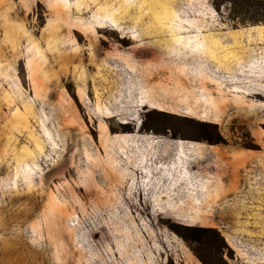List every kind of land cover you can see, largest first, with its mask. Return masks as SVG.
<instances>
[{
	"label": "rangeland",
	"instance_id": "rangeland-1",
	"mask_svg": "<svg viewBox=\"0 0 264 264\" xmlns=\"http://www.w3.org/2000/svg\"><path fill=\"white\" fill-rule=\"evenodd\" d=\"M263 33L264 0H0V264H204L198 230L264 264Z\"/></svg>",
	"mask_w": 264,
	"mask_h": 264
},
{
	"label": "trees",
	"instance_id": "trees-1",
	"mask_svg": "<svg viewBox=\"0 0 264 264\" xmlns=\"http://www.w3.org/2000/svg\"><path fill=\"white\" fill-rule=\"evenodd\" d=\"M236 3L237 1H230V5L233 4V3ZM263 4V3H262ZM263 17L262 15H258V17H255V19L252 21V23H259V22H262L263 20ZM254 29V27H253ZM263 36H264V33H263ZM260 42V41H259ZM263 42H264V38H263ZM260 77H264V74L263 75H259ZM258 83H255V86H253V88L251 89V94L257 98H260V96L262 95V90L260 91V86L258 85ZM262 101V105L263 108H264V98H260ZM152 109H154V106H151ZM196 233H203V232H211L209 230H198L195 231ZM194 232L193 235H189L188 234L186 235H181V237L187 242L190 244V247L192 248L193 252L195 253V255L204 263V264H207L206 261L203 259L202 257V251H205V249H212L214 248V250L216 251L217 248H218V245L211 239V237H207L208 240L205 241V237H197V234ZM197 238V239H196ZM193 242H199V246H193ZM220 250V249H219ZM218 250V252H219Z\"/></svg>",
	"mask_w": 264,
	"mask_h": 264
}]
</instances>
